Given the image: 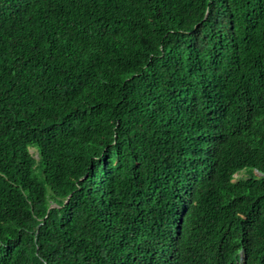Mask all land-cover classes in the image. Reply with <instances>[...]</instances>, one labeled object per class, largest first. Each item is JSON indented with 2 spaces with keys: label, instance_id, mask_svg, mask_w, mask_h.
<instances>
[{
  "label": "trees",
  "instance_id": "trees-1",
  "mask_svg": "<svg viewBox=\"0 0 264 264\" xmlns=\"http://www.w3.org/2000/svg\"><path fill=\"white\" fill-rule=\"evenodd\" d=\"M0 264H264V0H0Z\"/></svg>",
  "mask_w": 264,
  "mask_h": 264
},
{
  "label": "rangeland",
  "instance_id": "rangeland-1",
  "mask_svg": "<svg viewBox=\"0 0 264 264\" xmlns=\"http://www.w3.org/2000/svg\"><path fill=\"white\" fill-rule=\"evenodd\" d=\"M201 214L214 215L213 212H205V213H201Z\"/></svg>",
  "mask_w": 264,
  "mask_h": 264
}]
</instances>
